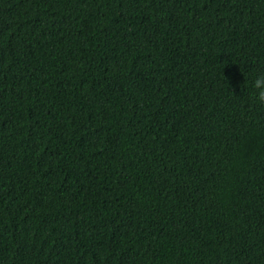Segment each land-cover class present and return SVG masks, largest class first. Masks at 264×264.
I'll return each mask as SVG.
<instances>
[{
    "label": "trees",
    "instance_id": "16d2710c",
    "mask_svg": "<svg viewBox=\"0 0 264 264\" xmlns=\"http://www.w3.org/2000/svg\"><path fill=\"white\" fill-rule=\"evenodd\" d=\"M264 0H0V264H264Z\"/></svg>",
    "mask_w": 264,
    "mask_h": 264
},
{
    "label": "clouds",
    "instance_id": "9594fccd",
    "mask_svg": "<svg viewBox=\"0 0 264 264\" xmlns=\"http://www.w3.org/2000/svg\"><path fill=\"white\" fill-rule=\"evenodd\" d=\"M252 87L255 90L253 98L257 103L264 105V74L258 75L252 82Z\"/></svg>",
    "mask_w": 264,
    "mask_h": 264
}]
</instances>
